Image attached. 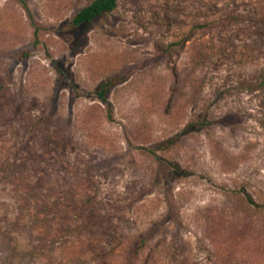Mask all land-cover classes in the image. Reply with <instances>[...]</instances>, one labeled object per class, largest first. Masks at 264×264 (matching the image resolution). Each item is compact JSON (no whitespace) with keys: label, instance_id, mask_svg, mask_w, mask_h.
<instances>
[{"label":"rangeland","instance_id":"rangeland-1","mask_svg":"<svg viewBox=\"0 0 264 264\" xmlns=\"http://www.w3.org/2000/svg\"><path fill=\"white\" fill-rule=\"evenodd\" d=\"M25 1L0 0V264H43L19 211L63 264H122L147 233L133 264H264V0L78 26L90 0Z\"/></svg>","mask_w":264,"mask_h":264},{"label":"trees","instance_id":"trees-1","mask_svg":"<svg viewBox=\"0 0 264 264\" xmlns=\"http://www.w3.org/2000/svg\"><path fill=\"white\" fill-rule=\"evenodd\" d=\"M20 1L24 7H27V3L25 0ZM119 0H90L84 7H82L76 14H74L71 18V25L78 26L81 24L91 23L98 17H103L105 14L114 10L118 4ZM28 51L23 52L24 55H27ZM124 76H114L106 79L101 82L96 90L97 95L101 98V100L106 101L107 92L119 81L123 80ZM258 86L264 88V78L260 79L258 82ZM171 141H168L170 143ZM18 217L16 221H14L17 225L20 223V228L22 231H26L32 237L31 250L26 254L32 255L35 258H39L43 264H63L61 262H56L52 256L56 249L54 244L48 240L49 238V228L52 226L49 217H39V215L35 212L33 213H23L19 211ZM149 233L143 234L134 242H132L126 250V258L124 259L122 264H133V260L137 257L141 250L144 249L146 244V240L148 238ZM66 244L63 245V247ZM60 249H63L62 245H60ZM69 247V245H66ZM65 248L63 250V253ZM67 253V252H65ZM64 258V257H63ZM106 264H112L106 262Z\"/></svg>","mask_w":264,"mask_h":264}]
</instances>
